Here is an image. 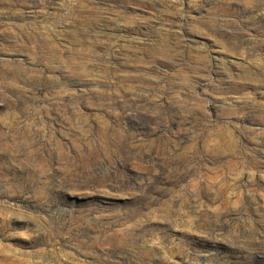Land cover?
<instances>
[{"label": "rangeland", "instance_id": "rangeland-1", "mask_svg": "<svg viewBox=\"0 0 264 264\" xmlns=\"http://www.w3.org/2000/svg\"><path fill=\"white\" fill-rule=\"evenodd\" d=\"M0 264H264V0H0Z\"/></svg>", "mask_w": 264, "mask_h": 264}]
</instances>
